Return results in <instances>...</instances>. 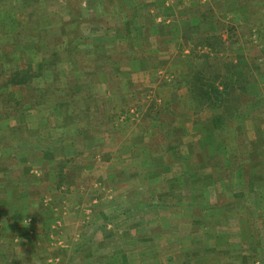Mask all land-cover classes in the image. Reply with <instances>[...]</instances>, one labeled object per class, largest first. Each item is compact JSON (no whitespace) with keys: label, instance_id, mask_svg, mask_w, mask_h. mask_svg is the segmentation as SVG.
I'll return each mask as SVG.
<instances>
[{"label":"rangeland","instance_id":"1","mask_svg":"<svg viewBox=\"0 0 264 264\" xmlns=\"http://www.w3.org/2000/svg\"><path fill=\"white\" fill-rule=\"evenodd\" d=\"M146 1L0 0V264H100L62 239L91 231L136 238L119 264H149L150 236L154 264H203L202 243L204 264H263L264 248L251 249L264 246L261 0L222 18L218 53L147 48ZM206 61L232 73L227 90L216 80L223 105L195 88L211 83L194 75ZM170 236L187 256L159 258Z\"/></svg>","mask_w":264,"mask_h":264},{"label":"crops","instance_id":"2","mask_svg":"<svg viewBox=\"0 0 264 264\" xmlns=\"http://www.w3.org/2000/svg\"><path fill=\"white\" fill-rule=\"evenodd\" d=\"M126 1H128V0H119L121 8H123V6H125ZM132 1H136V2H134L133 5H127V6L128 7L133 6V10H134L135 3L136 4L141 3V0H132ZM204 1H207L209 4L212 5V8H213L212 16H216L217 18H220V17L225 18L226 17L225 20H227V18H230V17H233V18L241 17L243 11H246L248 9L247 1H249V0H147L144 3V5L149 6L148 11H153V13H151V14L153 16H155L154 23H155V25H157V28L155 29V32H154L155 37L153 36L150 38L149 34H152L153 31H151L150 28L145 29L146 35H147L145 38H147V40L151 42L147 48L171 49L172 47L177 45L176 47H182L184 49L187 48L188 50L192 49L194 46L193 45L194 41L189 39L188 34L189 33H195V31L190 24H198L200 22V17L202 16V12L200 13V11H197V8L200 7V4ZM141 5L136 6L138 8L139 12H141V9H142ZM259 8L262 11H264V0H261ZM136 14H137V12L134 11L133 15H136ZM198 25L200 26L199 27L200 31L209 27L208 24L203 25V23H201V22ZM147 30H149V31L147 32ZM133 47H138V46H133ZM20 167H22V166H20ZM69 168H70V166H69ZM93 206H98V203L93 204ZM77 207L78 206H75L76 209H77ZM93 209L94 210H93V214L91 215V217L93 215L95 216L98 213H100L98 211V209H95V208H93ZM84 210H92V208L84 209ZM77 212H78L77 210L74 211L76 218H79V216H78L79 214ZM102 215H104V214H102ZM91 219H89V221L88 220L87 221L89 223H91V221H94L97 219V216L95 219H93V220H91ZM88 228H91L92 230H94L96 228L95 223L94 222L91 223L88 226ZM106 233H107V235H110V233H108L107 231H106ZM92 235H93V232L91 231L88 233V236H67V237L63 236L62 239L67 240L68 243L70 242L71 245L74 243V241H77L75 248L81 250L84 247L83 248V251L85 252L84 256L85 255L94 256V259H95L94 262L99 261L100 264H108V263L119 264V263H122L123 258L127 254H128V257H130L131 249L128 247L127 243H129V242L133 243L132 241L136 240V238H134L133 240H130L129 242H127L126 241L127 236H92ZM171 237L172 238L174 237L178 240L177 244L171 243L170 241H167L168 243H166L163 246V250H162L163 253L161 252L163 255H161L162 257H159V258L169 259V258H172L175 256L179 257V256H183V253L185 254V256H187L189 254L190 250H188V248L185 249V247H188V245H183V239L184 238L182 239V237H184V236H170L169 239ZM17 238H19V237H17ZM58 239L62 240L59 237H58ZM149 239H150L149 240L150 241V248H147L146 254L148 257V263L150 262L149 264H154L155 262H153L152 259H154V255H156V254L159 255L157 253V251H159L160 248L159 249L156 248V243H155L156 242L155 241L156 236H150ZM218 240L219 241L216 242L218 248H224V246L221 247V245H224V243L221 241L222 239L220 236L218 237ZM95 242L102 243L104 245L103 246L96 245ZM78 243H80V244H78ZM123 243H125L126 245H124ZM70 244H69V246H70ZM170 244H172V245L170 246ZM235 244H236L235 239L230 240L229 242L226 243V245H230L232 248ZM202 245L203 246H199L197 244L195 246V248L197 249V251L199 250L198 252H201V253H197V254L200 256L201 261L204 264L206 262V260H205L206 255L205 254H207L209 252L204 250V244L203 243H202ZM105 248H109L111 251L107 250L106 252H103L101 249H105ZM262 248H264V246H261L260 248L256 247V248H251V249L257 250V252H258ZM150 250H151V252L153 251L154 254L150 253ZM219 250L222 252H225L222 249H219ZM35 251H37V250H35ZM184 251H186V252H184ZM73 253H75V251ZM213 253H215V252H213ZM235 253L236 252L233 251L232 255ZM55 254L56 253L52 254L53 256L50 258L54 259L55 256H57ZM227 255L228 254L224 253V254H221V257L227 256ZM254 255H256V254H254ZM102 256L103 257L108 256L109 262L106 261V263H105V261L100 260L102 258ZM261 256H262L261 254H258V257H261ZM77 258H78V256L72 257L71 263L73 264V262L76 261V263L78 264L79 262H77V260H76ZM223 260H225V259L223 258L219 261L222 263ZM259 260L261 262L264 261V260L258 259L257 263H260ZM85 263L86 264H92V263L87 262V261H85ZM263 264H264V262H263Z\"/></svg>","mask_w":264,"mask_h":264},{"label":"trees","instance_id":"3","mask_svg":"<svg viewBox=\"0 0 264 264\" xmlns=\"http://www.w3.org/2000/svg\"><path fill=\"white\" fill-rule=\"evenodd\" d=\"M200 22L201 23L207 22L206 24H208L209 27L205 28L204 30H202V32L199 35H197L196 33L199 31V27H200L198 24ZM200 22L198 24H190L195 31V33L188 34L189 39L195 41V45L193 48H195V46L201 45L202 47H208L210 51L216 53L220 51L224 52L227 46L225 44L226 43L225 39L223 38L222 35L223 33L219 32V28H224L225 26V24H221L222 18H217L216 16H210L208 15L207 12H202V16L200 17ZM217 22L219 23L218 27H217ZM153 24L155 25L154 21ZM207 57H210V52L204 53L202 59H207ZM232 64L233 62H231V65ZM208 66L211 65H209V63L206 61V63L203 64V67H196L194 75L197 79L200 80L202 78H204V80L206 79L211 80V83L209 85L205 83L201 85L195 84V88H197L200 91L199 97H203L208 99L209 101H212L211 104L215 106L223 105L230 99L229 97L230 93L221 90L220 86L216 84V80L223 78L224 81L223 89L227 90L230 84H233L232 73L230 74L227 73L224 75L222 74L223 72L221 73V71L218 72L213 71L215 70V68H213L212 70L213 73H210L209 72L210 69H208ZM22 73L23 72L18 71V74H22ZM214 73H216L217 75H214ZM224 77L226 78L224 79ZM193 80L194 79H192L191 81L193 82Z\"/></svg>","mask_w":264,"mask_h":264}]
</instances>
